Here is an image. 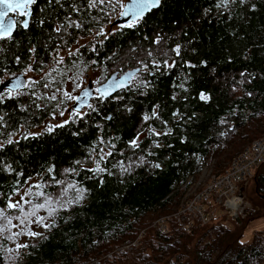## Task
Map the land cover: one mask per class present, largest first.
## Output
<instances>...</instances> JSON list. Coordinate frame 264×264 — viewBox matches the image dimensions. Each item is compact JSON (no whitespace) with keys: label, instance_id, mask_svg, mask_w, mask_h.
<instances>
[{"label":"trees","instance_id":"trees-1","mask_svg":"<svg viewBox=\"0 0 264 264\" xmlns=\"http://www.w3.org/2000/svg\"><path fill=\"white\" fill-rule=\"evenodd\" d=\"M125 1L36 0L29 27L0 40V82L26 76L0 93V208L17 225L9 199L56 209L36 213L51 227L29 217L0 233V264H264V230L247 240L245 218L200 225L181 206L207 158L232 159L264 130V0H161L131 28L113 24ZM132 68L128 86L70 109L68 83ZM252 181L264 200V162ZM25 227L41 235L6 239Z\"/></svg>","mask_w":264,"mask_h":264},{"label":"snow or ice","instance_id":"snow-or-ice-1","mask_svg":"<svg viewBox=\"0 0 264 264\" xmlns=\"http://www.w3.org/2000/svg\"><path fill=\"white\" fill-rule=\"evenodd\" d=\"M49 2L51 3V0H49ZM57 3H59V0H56ZM36 0H0V40H5V39H11L13 36V30L17 27V24L19 23V25L21 27H23L24 29H27L29 27V20L27 19V17L30 16V11L29 8L31 5L35 4ZM99 3L103 4L104 0H99ZM161 3V0H131V3L128 4L125 8V10L123 12H121V16H129L131 15L133 17L132 22L127 23L126 25H123L125 27H133L134 23L138 22L139 19L145 14V12L150 11L151 9L157 7L159 4ZM90 6L91 7H95L96 6V0H90ZM9 13H15L18 16H23L25 17V19H23L22 21H17L15 19H13ZM41 24H43V21L40 22ZM76 27H80L79 24L75 25ZM63 27V25L61 26ZM57 32L60 31V28H56L55 29ZM98 34H102V33H98ZM32 51H35V49H32ZM78 51V50H77ZM177 54H179V49H176ZM70 55H72V53H70ZM64 58L61 57L57 63H63ZM17 61H19V58H17ZM26 71H31V68L27 69ZM52 71H56V69H53ZM138 71V70H137ZM50 76V73L48 74ZM129 76L135 75L134 73H130L128 74ZM31 83H37L35 81L31 82ZM18 86V85H17ZM114 87H122L123 83H119V84H115L113 85ZM45 88L49 87V84H44ZM76 87H80V83L76 84ZM57 91H59V89H57ZM97 93L100 94V96H107L108 95V88L107 86H105L104 88H97L95 90ZM9 95H11V90H9ZM64 97L68 100H73V101H79L81 98L79 96H72L70 93L68 92H64L63 93ZM82 95L84 97H87L90 95V93L88 91H85L82 93ZM202 100H207L208 97L201 94L200 97ZM51 100H56L57 97L55 95H52L50 97ZM61 103H63V101H61ZM89 107H91V105H88ZM74 113L76 115H80L79 112V108L73 109ZM61 115H63V113H61ZM157 114L155 112H153V116L155 117ZM175 115V114H174ZM3 118L0 117V120H2ZM145 120L149 119V117H144ZM65 123H67V121H65ZM62 125H57V127H61ZM48 131H52L51 128L48 129ZM154 135H160V133H153ZM167 134V133H165ZM13 141L9 140L7 141L8 144H11ZM131 146L133 147H139V144L137 143V139H133L130 142ZM4 145L0 144V148H2ZM108 155H111V153L109 152ZM156 167H159V165H156ZM51 171V169L49 170ZM94 171L100 172V171H104L103 169L97 168ZM57 184L61 183L60 181H56ZM36 187H40V185H36ZM69 188H74L75 185H69ZM67 190H65L66 192ZM80 191V196L78 197V199L82 198L83 196V192L82 190ZM31 191L29 190V192H26L25 195H31ZM36 196L38 197H43L45 195L44 192H37L35 193ZM21 201H23V203H21ZM21 201H16L13 202L12 200L9 199V201L6 204V208L7 209H11V210H17L19 211V213H21V215H17L15 217V219L17 221H19V225L17 224H13L12 222V218L9 217L5 210L3 208H0V233H4L7 231H10L12 228H16L19 227L21 225H26L32 223L33 221L29 220V217H36L35 219V223L37 224H43V226L45 228L51 227V225L48 224H44V220L45 217L43 216H36V213L39 209H44V208H48V213L49 216L53 215L54 212L56 211V209L49 207V205L52 203V201L50 199H46L44 203H38V204H32V210L31 211H25L24 209V204H31L30 200H25L24 197H21ZM78 202V200H77ZM63 206V205H61ZM4 221H6V223H4ZM21 235H27L30 237H37L40 236V233H37L35 231H32L30 228H21L20 231H16V232H12L11 235L6 236V239L8 240H15L17 237L21 236ZM17 249L19 248H26L28 247V245L26 244H17L16 245ZM9 252L12 251V249H8Z\"/></svg>","mask_w":264,"mask_h":264},{"label":"rangeland","instance_id":"rangeland-1","mask_svg":"<svg viewBox=\"0 0 264 264\" xmlns=\"http://www.w3.org/2000/svg\"><path fill=\"white\" fill-rule=\"evenodd\" d=\"M92 37L93 36H86V37L84 36L79 39V43L88 42ZM75 50H76V45L73 44L68 49L59 51L58 58L59 59L61 57L65 58L67 55H70V53L75 52ZM91 75L92 74L90 73V77L86 76V78H84L83 81L81 79L80 82H78L80 83L81 88L76 87V85H74V82L72 81L71 84L68 83L66 85V89L69 91V93L73 92L72 96H77L79 91L85 87L88 80L91 79ZM92 80L93 81L96 80V75L92 77ZM93 81L92 83L95 84ZM78 88L80 89L76 91ZM230 159L231 158L221 159V161H219L216 158H207L203 163L200 172H198L194 177L188 178V180H191L188 187L197 186L200 188L202 187V184L204 182L208 180H212V176L215 175H217V178H220L219 176L224 171V168L227 165H229L228 163ZM219 162L223 165L220 168L216 169L215 166H217ZM255 169L252 170L254 174L256 171ZM254 174L246 178L245 180L238 182L236 184L237 188L235 192L230 191V194H227V196H225V198L223 199V204L219 207H216L215 211H214V206L212 207L213 212L214 213L216 212L217 216L223 220L222 222L228 226H232L234 221L240 222V218H245L246 220H244L243 222L245 223L246 227L243 235L247 240H249L252 237V235L257 234L259 231L264 230V200L258 197V194L256 193V190L254 188V182L252 181ZM186 190L188 191V188ZM233 200H236V202L238 203V207L236 205L237 203H235V205L232 204Z\"/></svg>","mask_w":264,"mask_h":264},{"label":"built area","instance_id":"built-area-1","mask_svg":"<svg viewBox=\"0 0 264 264\" xmlns=\"http://www.w3.org/2000/svg\"><path fill=\"white\" fill-rule=\"evenodd\" d=\"M263 162L264 130L236 154L231 172H222L220 178H217L216 175L212 176V180L204 182L200 188L187 186L188 191H185L183 199H181L183 200L182 211L188 212L187 217L190 221L198 220L200 225L209 222L215 215L212 207L216 202L222 205L225 196L230 194V191L235 192L236 184L252 176L254 174L252 170L257 169ZM190 182L187 181L185 185H189ZM236 205L238 207V203ZM161 229L166 232L164 225H161ZM185 229L189 232L191 226L187 225Z\"/></svg>","mask_w":264,"mask_h":264},{"label":"water","instance_id":"water-1","mask_svg":"<svg viewBox=\"0 0 264 264\" xmlns=\"http://www.w3.org/2000/svg\"><path fill=\"white\" fill-rule=\"evenodd\" d=\"M130 3H131V0H126L121 12H123L125 10L126 6L128 4H130ZM29 11H31V6L29 8ZM150 11L145 12V14H147ZM121 12L115 18V20L113 21V24H127L129 22H132L133 17L131 15H129V16H121ZM9 15L13 19H16V17H15L16 14L15 13H9ZM27 19H28V17H27ZM138 72H139V68L128 69V70H126V71H124L122 73L114 72V73L110 74L108 76V78L104 82L99 84L96 88L93 87L92 80L89 79L87 84L85 85V87L82 90H80L79 93L77 94V96H79L81 99L79 101H73V103L70 106V109L79 108V111H81L84 107L88 106L90 104V101H91V98L93 97V95H95V94L100 95L99 93H97L95 91L97 88H104L105 86H107L108 95L107 96H102V97L108 98V97L112 96L118 90L128 86L130 81L132 80V78ZM130 73H134L135 75L129 76L128 74H130ZM121 82L123 83L122 87H114L113 86V85L119 84ZM25 83H26V76L23 73H21V72L20 73H16V74H14L12 76H9L8 78H6V79H4L3 81L0 82V93L3 92L5 89L11 90V91H15V90H17L19 88H22L25 85ZM85 91H88L90 93V95L87 96V97H84L82 95V93L85 92Z\"/></svg>","mask_w":264,"mask_h":264},{"label":"bare ground","instance_id":"bare-ground-1","mask_svg":"<svg viewBox=\"0 0 264 264\" xmlns=\"http://www.w3.org/2000/svg\"><path fill=\"white\" fill-rule=\"evenodd\" d=\"M235 156L231 159L229 165L224 169L223 172L229 173V172L232 171V166H233V163H234ZM235 203H236V200H233L232 204L235 205Z\"/></svg>","mask_w":264,"mask_h":264}]
</instances>
